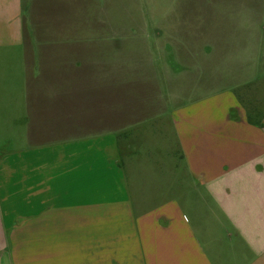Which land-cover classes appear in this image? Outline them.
I'll return each instance as SVG.
<instances>
[{
  "label": "crops",
  "instance_id": "crops-1",
  "mask_svg": "<svg viewBox=\"0 0 264 264\" xmlns=\"http://www.w3.org/2000/svg\"><path fill=\"white\" fill-rule=\"evenodd\" d=\"M111 1L30 0L27 23L24 0H0V61L11 60L17 47L26 70L17 79L15 72H0V125L21 118L28 123L38 118L31 108L45 109L40 100L30 103L31 79L53 88L76 78L77 72L31 71L36 62L45 69L46 61L63 54L77 59L72 45L79 34L93 44L95 22L110 29L102 13ZM145 1L156 30L151 44L164 30L165 44L183 46L198 72H226L218 74L223 87L210 98L228 97L233 148L211 155L187 139L185 149L197 150L200 163L209 160L195 182L168 161L142 162L144 142L122 140L118 132L106 148L55 151L36 165L25 155L19 158L25 164L17 165L18 158L1 152L0 264H264V111L258 102L252 110L259 113L250 117L243 104L253 97L256 79H264V0L239 8L233 0ZM141 2L121 0L117 7L139 10ZM182 109L172 113L180 116ZM103 133L98 136H108Z\"/></svg>",
  "mask_w": 264,
  "mask_h": 264
},
{
  "label": "rangeland",
  "instance_id": "rangeland-1",
  "mask_svg": "<svg viewBox=\"0 0 264 264\" xmlns=\"http://www.w3.org/2000/svg\"><path fill=\"white\" fill-rule=\"evenodd\" d=\"M260 1L233 0V7ZM29 2L24 0L27 23L31 14ZM120 3L121 0H115L103 7L102 14L110 29L103 28L102 22L92 23L93 44L85 43L84 31L79 34L85 38L79 37L78 44L72 45L77 59H65L63 54L62 59L46 61L45 69L40 67V62H36L31 72H77L76 78L60 79V85L53 88L40 85L37 81L34 83L31 79L30 103L33 106L40 100L44 102L45 109L31 108L33 118H38L28 123H23L21 118L0 125V153L5 152L9 160L18 158L17 165L25 164L19 162L24 155L29 160L28 164L36 165L42 156L52 160L57 154L55 151L83 154L86 150L106 148L118 132L122 140L127 141V137L132 136L141 145L144 142L142 157L139 158L142 162L155 158L157 165H164L168 161L179 173L180 170L189 171L184 178L195 182L200 179L195 172L209 160L200 163L197 150L185 149L187 139L204 146L206 151L209 149L211 155L213 149L229 152L233 148V129L226 121L228 97L210 98L214 91L223 87L215 81L219 78L218 74L223 76L226 72H198L197 61L186 59L183 46L165 44L164 30L157 35L161 37L158 43L151 44L156 30L148 13L149 3L142 0L139 10L129 11L126 7L122 12L117 7ZM62 6L64 9V4L60 5V9ZM85 24L82 22L81 26ZM119 25H124L120 28L121 34L123 32L121 38L117 33ZM12 52L11 60L0 61V72H15L17 79V72H26L25 62L18 58L19 48L13 47ZM256 80L253 97L243 100L245 108L251 112L250 117L259 113L252 110L258 102V110L264 111V79ZM55 89L61 92L53 96L50 90ZM202 99L206 101L192 105ZM178 106L183 109L180 116H175L172 112ZM183 116L190 118L182 120ZM213 116L217 124L206 122L207 117L213 119ZM148 119V123L143 124ZM174 119L180 123L176 124ZM99 133L108 136H98ZM213 143L217 147H212ZM20 151L24 152L23 155ZM149 152L159 154V157L146 156ZM78 158L83 162L86 157Z\"/></svg>",
  "mask_w": 264,
  "mask_h": 264
}]
</instances>
